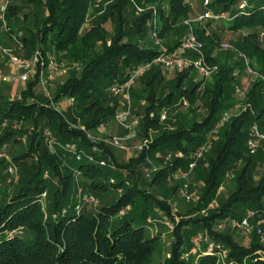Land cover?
<instances>
[{"label": "trees", "instance_id": "trees-1", "mask_svg": "<svg viewBox=\"0 0 264 264\" xmlns=\"http://www.w3.org/2000/svg\"><path fill=\"white\" fill-rule=\"evenodd\" d=\"M240 1L211 0L209 8L232 17L238 14ZM247 1V13L227 21L230 33H242L232 48L221 51V32L211 29L216 24L212 20L192 24L206 61L216 66L210 77L199 79L192 67L168 72L153 64L136 79L130 98L141 111L130 110L128 123L136 120V124L133 130L124 128V134L133 133L132 143H128L133 153L128 162L120 163L103 141L111 135L98 136L99 127L125 109L110 88L156 58L152 26L156 25L158 38L168 50L182 44L189 29L185 24L191 12L189 2L8 1L0 21L19 45L16 60H31L39 51L44 61L54 55L58 63L69 62L71 67L55 88L47 85V94L38 89L39 66L19 95L0 91V185H5L9 167L18 172L17 181H8L0 192V264H153L160 235L147 236L146 227L138 222H148L151 201L173 226L170 255L157 264H223L215 255L204 253L212 242L224 248L225 263L264 264V244L257 234L259 217L250 222L248 246L232 235L237 230L233 222L250 210L264 208V167L254 180L256 168L264 166V151L250 154L246 146L248 129L254 123L264 129V46L259 39L264 31V0ZM23 5L30 9L22 12ZM5 58L9 60L10 55ZM246 62L259 77L246 73ZM44 72L46 77L47 65ZM9 82L0 78V83ZM236 87L244 89L241 104L247 108L230 116L211 139L209 150L197 160L193 182H203L200 200L185 213H173L174 208L162 198L141 189L140 173L164 164L161 156L167 154L171 160L151 174V185L188 168L192 154L204 144L212 127L236 105ZM200 106L206 108V114L197 120ZM164 111L166 119L162 120ZM140 112L143 115L136 117ZM143 141L146 145L138 149ZM101 161L115 164L116 169L102 166ZM238 163L236 189L206 216L193 215L207 208L226 173ZM105 168L127 170L131 178L108 185ZM79 184L97 204L101 203L98 196L104 195L101 208H84L79 213L73 209ZM178 188L175 185V192ZM109 191L120 193L117 202ZM43 193L47 196L44 202ZM225 224L230 225L228 229H217ZM20 230L26 235L20 236ZM197 236L202 239L201 249L187 259Z\"/></svg>", "mask_w": 264, "mask_h": 264}, {"label": "rangeland", "instance_id": "rangeland-1", "mask_svg": "<svg viewBox=\"0 0 264 264\" xmlns=\"http://www.w3.org/2000/svg\"><path fill=\"white\" fill-rule=\"evenodd\" d=\"M187 1L189 2L190 7H191V12L189 14L188 20L195 23L196 20L199 18V16L202 15L204 10H205L204 5H203L204 0H187ZM29 9H30V7H28L27 5L26 6L23 5L22 12H27ZM212 22H215L216 24L211 25V29L216 28L219 32H221V36H222V38H221L222 50L221 51H224V49L227 50L229 48H232V43L235 40H237L238 37L242 33H238V34L237 33L236 34L230 33L227 30V25H228L227 21L216 20V21H212ZM3 24L4 23L2 21H0V49L3 52V54L0 52V76L9 77L11 79L15 76L17 68L15 66H11L10 64H12V62L16 60L15 56L19 55V52H18L19 45L14 40V36L11 37L10 33L9 34L6 33ZM106 29L108 31H110V24L109 23L106 24ZM211 29L209 28V31ZM153 44L157 47L155 42H153ZM160 44H162L161 40H160ZM214 52H216V50ZM214 54L216 55V53H214ZM5 55H10V61L6 60ZM51 56L54 59L55 64H56L55 69L51 70V71L47 70V76L46 77H44L45 72L44 73L42 72V76L44 77V79L48 80V87L51 86L53 89V88H55L57 83L61 82L64 79L65 74L68 72L69 68L71 67V63H69V62L58 63L55 56L54 55H51ZM21 58H24V57H21ZM16 61H18V60H16ZM4 62H6L5 63L6 65L4 64ZM39 77H40V81H39L38 89L44 90L45 93L47 94L46 90L44 89L42 80H41V74L39 75ZM134 84H135V82H134ZM24 85L25 84L21 83L18 80H14V81L12 80L9 83H0V91L3 93H8L9 95L10 94L19 95V91L21 88H23ZM237 88H239L240 92L242 93V94H238L236 92V89H235V94L237 96V103L236 104L240 107H239V109H234V107H233L232 110L224 112L221 119H220L221 123L225 122L226 114L234 115V113H236V112L239 113L242 111L241 105H243V104H241V101L245 97V92H244V89L242 87H237ZM132 89H135V88L133 87ZM118 99L120 100L119 97H118ZM69 104H71V102ZM131 109L134 111V113L141 111L140 106L139 105L137 106L136 102H134V101H133V104L131 102ZM205 114H206V108L204 106H200L199 109L197 110V118L196 119L201 120ZM142 115H143V113L140 112L138 114V116H136V115H134V116L140 118ZM131 117H130V119H131ZM134 121H136V120H134ZM134 123L135 122H133L131 120L128 124L131 125ZM223 126L224 125H222L221 127L219 126L220 127L219 131ZM102 128H103V130H102ZM99 130L100 131L105 130L104 133H102V131L99 133V135H98V136H100L99 138H101V135H104L106 133L108 135H111L110 137L108 136L109 139L105 138V139H103V141L105 142L106 146H109L110 149L113 150L112 152L115 155V158L117 159V161L119 163L122 161L128 162V160H129L128 157H130V153H133V149H132V147L128 146V143H130V142L132 143L133 136H131V134H127V133L124 134V126L119 124L114 119L111 122H109L103 126H100ZM114 138L119 139L120 142L122 143V145H124L127 148V150L124 151V150H121L119 147H113L111 145V141H113ZM128 138H131V141ZM94 140H98V137L94 138ZM136 140H140V139L136 138ZM22 142L25 143V139H22ZM208 150L209 149H207V151ZM192 161H193V158H192ZM105 163H106L105 165L107 168H109V167L111 168L113 166L112 169H116L115 164L112 163L113 164L112 165L111 162L110 163L105 162ZM164 165H166V164L164 163L162 165H158L155 167L160 170V169L164 168ZM143 167L145 169L147 167L146 164H144ZM240 167H241V164L238 163L236 169L232 168L226 173V175L224 176V178L222 179V181L220 183V186L218 187V189L216 191L215 198L211 201V203L207 206V208L201 210L199 213H194L193 215H195V216H206L210 210L216 209L222 200L224 201L227 199V197L237 187L236 177L238 175V172L240 171ZM263 167L264 166L256 168L257 170L254 173V180H257L261 176V174L263 172ZM107 168L104 169V172L106 174H108V178H107L108 179V182H107L108 185H109V183H111L112 179L114 181L121 182L123 179H128V178L130 179L131 178L128 175L129 173L127 170L123 171V169H119L116 171H110V170H107ZM193 171L194 170L189 171L188 168H186L185 170H181V171L178 170V171L170 173L166 177L165 180H162L161 183L151 185L149 183L151 180L148 179V177L146 176L147 171L142 170V172L140 173V176H139V182H140V185L142 186L141 189H143L147 194L152 193L156 198H158V197L162 198L165 202H167L170 205L171 208H174L173 213H185L187 208H190L192 206V204L193 205L197 204V202L200 200L201 189L203 188V182L202 181L198 182L197 184L195 182H193V179H194L193 178V176H194ZM180 173H185V174H187V176L182 177L180 175ZM17 174H18V172L16 171V176H17ZM11 176H12V174H6L5 173L4 179L6 181V183H5L6 186L0 185V192H3L4 189L7 187L8 181L14 180V176H12V177ZM115 176H118V177H115ZM175 185H179L177 192H175V190H174ZM109 193L111 196L110 198L114 199V201L117 202L120 193L119 192L115 193L113 191H109ZM187 195L189 196V198H187ZM89 196H91V195L86 193L85 189L81 185L77 186L76 190H75L76 204L73 206V209L79 210V212H80L84 208L91 209V210L92 209L97 210L98 208H101V206L103 205V200H104L103 196L104 195L102 194V195L98 196V198L101 201V203L99 202V204L96 203V200H97L96 198H94V200H89V198H85V197H89ZM46 197H47L46 195L43 196V202L45 201ZM149 214H150V218L148 219V222H146L145 220L144 221L140 220L138 222H140V224H142V226L144 225L146 227L147 236L160 235V242H159L158 251L155 252V254L153 255V258H152V263L157 264V263L163 262L167 257H169L171 249H172L171 247H172V243L174 241V237H173V234L171 232L170 227L168 225H166L167 214L164 213L159 208V206H157V204L153 201L150 202ZM122 216H123V214H122ZM221 226L222 225L217 227V229H221L223 231V229H228V226H230V225L229 224L227 226H226V224H225V226L223 225V227H225V228H222ZM18 234L20 236H25L26 232L20 230V231H18ZM200 234H202V233H200ZM232 235L234 236L235 240L238 243H240L241 245H247V246L249 245V241H244L243 234L240 230H238V229L236 231L233 230ZM199 248L201 249V246Z\"/></svg>", "mask_w": 264, "mask_h": 264}, {"label": "built area", "instance_id": "built-area-1", "mask_svg": "<svg viewBox=\"0 0 264 264\" xmlns=\"http://www.w3.org/2000/svg\"><path fill=\"white\" fill-rule=\"evenodd\" d=\"M9 0H3L2 4L0 5V19H3V15H4V11L6 9V5L8 3ZM211 0H204L203 5H204V12L202 15L199 16V18L196 20V22H200L202 24L212 20V21H216V20H221V21H231L233 20L235 17H237L240 14H246L247 13V7H248V1L247 0H241L238 3L237 6V11L238 14H234L232 17H228V15L226 13L223 12H213L212 10H210L209 5H210ZM185 24L188 25V33L184 39V41L182 42V44L173 49V50H168L166 47H164L162 44H160V40L158 38V32H157V27L156 25L152 26V29L150 31V38L153 42L156 43L157 47H158V54L156 56V58L148 63H145L139 67H137L135 70H133L130 74V76L128 77V79L126 81H124L121 84L118 83H114L111 88L110 91L113 93L114 96L119 97L121 100V104L122 106L125 107V109H122L121 112L119 114L116 115L115 120L121 124L122 126H124V128L128 129V130H133L134 126L136 124V121L134 124L129 125L128 124V120H129V115H130V110H131V98H130V92H131V88L134 84V82L136 81V79L138 77H140L144 72L148 71L153 64L155 65H160L162 66L166 71L168 72H173L176 70H182L185 68H189L192 67L196 73L199 79H206L208 77H210L212 75V73H214V71L216 70V66H211L208 64V62L206 61V57L204 55L203 52V45L202 43L196 38L194 32H193V22L186 20ZM259 39L261 41V43L264 46V31L260 32L259 34ZM158 43V44H157ZM42 54L37 51L35 53V55L33 56V58L31 60H25L22 59L20 61H13L12 64H10L11 66H15L17 68L15 76L14 78H17L21 83L25 84L33 75H35V73L37 72V68H40V74H41V80L44 86V89L47 92V85H48V80L44 79V77L42 76V72H43V68L45 65H47V70H54L55 69V61L52 58V56H47V60H43L42 58ZM10 61V59H9ZM11 63V62H10ZM20 69V72H19ZM246 73L251 77V78H256L259 77L260 75L255 71V69H253L248 62H246ZM1 78H6L7 80L10 79L9 77H2ZM263 81H264V77ZM263 91H264V87H263ZM236 92L238 94H242L239 90V88L236 87ZM264 95V92H263ZM70 103V101H68V104ZM240 106H238L237 104L234 106V109H239ZM242 107V111H245L247 108V105H241ZM238 113V112H236ZM231 115L226 114L225 118V122H227L229 120ZM162 120L166 119V112L164 111L162 116H161ZM221 123L218 122L217 124H215L212 129L209 131L206 141L204 142V144L200 145L196 151L192 154V158L193 161L189 164L188 166V170L192 171L196 164H197V160L201 159L203 157L204 152L209 148L210 145V141L212 138L216 137L219 131V128L225 123ZM220 126V127H219ZM103 130V128H102ZM131 136H133V133L131 134ZM147 141H144L142 143V145H139L137 148L141 149L142 146L146 145ZM111 144L119 147L120 149H125V146L122 145V143L120 142L119 139L114 138L113 141H111ZM246 146L247 149L249 151L250 154H256L259 150H263L264 151V129H261L260 126L256 123H254L247 132V140H246ZM66 149H70V151L75 152V149L70 146V145H66L65 147ZM175 156L181 157V153H177ZM164 163H167L168 161L171 160V155L167 154L166 156H161ZM92 160V159H90ZM100 164L102 166H106L104 161H101ZM113 167V166H112ZM157 170V168H153L152 171H147L146 176L148 177V179L151 178V174L153 172H155ZM16 171L17 169L13 166L9 167V172L10 174H12V176H14V180L17 181L18 177L16 176ZM180 175L182 177H186L187 174L185 173H180ZM111 182L113 183L114 180L112 179ZM187 186V185H186ZM186 194V193H185ZM46 193L42 194V199L43 196H45ZM85 198H89V200H94V197L89 196V197H85ZM187 198H189V196L187 195ZM77 213H79V210H76ZM123 210L121 211V214H123ZM62 213H65V210L62 211ZM259 217L258 219V224L259 227L257 228V234L260 237V242L262 244H264V230H263V225H264V208L257 209V210H250L246 213V215L239 221V222H233L232 226H234L236 229L240 230L243 234L244 237V241H248L250 239V234H251V230L252 227L250 225V222L252 220H254L255 218ZM171 223L166 221V225H168L170 227V229L172 230L173 226L170 225ZM201 242L202 239L200 236H197L195 238H193L192 243L193 246L191 248V251L189 254H187L186 258L188 259V256L190 254L196 253L201 246ZM204 253L206 255H215L218 260L223 263V264H234L233 262H229V263H225V259H226V252L224 250V248L222 247V245L220 243H209L206 247V249L204 250ZM260 254L262 252H259ZM197 262L195 261L194 264H196Z\"/></svg>", "mask_w": 264, "mask_h": 264}, {"label": "crops", "instance_id": "crops-1", "mask_svg": "<svg viewBox=\"0 0 264 264\" xmlns=\"http://www.w3.org/2000/svg\"><path fill=\"white\" fill-rule=\"evenodd\" d=\"M15 79H17V78H14V79L11 78V79H9V80H7L6 78H4L5 81H12V80H15Z\"/></svg>", "mask_w": 264, "mask_h": 264}]
</instances>
